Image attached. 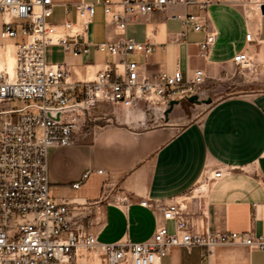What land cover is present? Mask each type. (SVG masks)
<instances>
[{"label": "crops", "instance_id": "1", "mask_svg": "<svg viewBox=\"0 0 264 264\" xmlns=\"http://www.w3.org/2000/svg\"><path fill=\"white\" fill-rule=\"evenodd\" d=\"M79 1L102 0H54V8L62 9L64 19H75L74 12L67 14L65 7ZM187 11L197 12L198 8L178 6L139 15L121 30L98 3L94 30L90 26L88 35L91 51L64 60L70 64L72 80L93 78L103 62L118 60L106 52L94 57L96 44L123 38L154 43L148 57L132 56L149 74L161 70L172 73L178 66L189 78L202 69L208 80L221 79L224 74L230 77L238 53L264 57V12L232 0H213L207 14L217 35L204 53L199 46L204 31L190 30L187 40L177 39L181 24L172 15ZM248 32L253 34L252 41L246 38ZM110 106L114 115L111 123L93 136L80 135L76 144L53 147L49 156L50 193L54 198L100 200L98 224L90 228L100 242H143L161 223L174 230L173 222L165 221L161 210L141 204L144 199L159 205L171 200L184 202L193 223L202 231L264 234V91L223 97L183 127H178L176 106L168 119L155 116V121L162 122L151 126H143L149 114L143 106L102 105L96 111ZM98 168L105 169L106 174H98ZM218 168H223L224 176L205 179ZM87 170V180L74 188V182ZM125 194L130 197L128 204L119 201ZM75 264L101 261L94 254L78 256ZM161 264H264V250L238 244L175 247Z\"/></svg>", "mask_w": 264, "mask_h": 264}, {"label": "built area", "instance_id": "2", "mask_svg": "<svg viewBox=\"0 0 264 264\" xmlns=\"http://www.w3.org/2000/svg\"><path fill=\"white\" fill-rule=\"evenodd\" d=\"M213 0H102L103 11L125 30L128 21L139 15L166 11L172 7H196L197 12L176 13L172 18L181 24L178 40H187L190 30L205 32L199 42L202 52L210 49L217 31L210 27L207 14ZM245 8L262 13V0H232ZM95 2L79 1L65 7L75 19L54 22V0H0L1 36H23L16 43L15 72L0 71V264H75L78 256L95 254L101 264H161L175 247L238 244L264 250V234L254 232L199 230L187 205L179 200L159 205L148 199L143 206L162 211L165 221L153 236L143 242L129 240L104 243L90 230L97 225L98 204L71 202L54 198L50 193L49 156L53 147L76 144L79 130L92 111L102 105L142 107L155 116L165 117L172 100H188L205 93L207 75L197 69L192 78L179 68L169 73L149 74L134 55L148 57L155 48L151 41L123 38L119 42L96 44L98 51L118 60L103 62L93 78L72 80L70 64L46 58L50 46L59 47L74 58L91 51L90 26L97 12ZM253 34L246 38L252 41ZM6 44H0L5 46ZM254 57L247 51L234 56L240 67L253 66ZM16 101L17 103H13ZM105 175L103 168L96 169ZM82 174L73 187L79 188L89 177ZM224 176L218 168L206 180ZM120 202L128 204L129 195ZM88 220V226L86 225Z\"/></svg>", "mask_w": 264, "mask_h": 264}, {"label": "rangeland", "instance_id": "3", "mask_svg": "<svg viewBox=\"0 0 264 264\" xmlns=\"http://www.w3.org/2000/svg\"><path fill=\"white\" fill-rule=\"evenodd\" d=\"M63 19L64 14L62 12V9L59 7H55L53 20L55 22H59ZM91 28H93L94 30V23L91 24ZM1 30L2 18L0 17V44H5L8 42L18 43L25 40V38L21 36L17 38L4 39L1 36ZM104 55V52L97 51L94 54V57H101ZM46 58L51 62H63L66 59H70V57L67 56L57 46L48 47ZM5 70L8 71L7 69ZM230 74V77H227L226 74H224L221 79H207L205 83V93L200 100L212 98V103H214L223 97L234 94L264 91V57L259 58L256 55L254 57L253 66L249 68H243L234 65ZM13 103L17 102L14 101ZM211 104L192 103L189 100H184L180 104L176 105L174 114L178 115V127H183L189 122L195 119H199ZM112 109L113 107L110 106V108H102L101 110H98L96 112H94L93 110L91 115L86 119L85 124L82 125L81 129L79 130V134L89 137L93 136L96 130H98L100 127L111 123V117L114 116L112 113ZM154 118V114H147V124L144 123L143 126H151L162 122L160 120L155 121ZM85 222L88 226V220H86ZM92 226L93 225H90L89 227L91 228ZM89 256H94V254H90Z\"/></svg>", "mask_w": 264, "mask_h": 264}, {"label": "bare ground", "instance_id": "4", "mask_svg": "<svg viewBox=\"0 0 264 264\" xmlns=\"http://www.w3.org/2000/svg\"><path fill=\"white\" fill-rule=\"evenodd\" d=\"M15 46L13 44H6L0 48V71L7 69L8 74L13 75L15 72ZM10 72V73H9Z\"/></svg>", "mask_w": 264, "mask_h": 264}, {"label": "water", "instance_id": "5", "mask_svg": "<svg viewBox=\"0 0 264 264\" xmlns=\"http://www.w3.org/2000/svg\"><path fill=\"white\" fill-rule=\"evenodd\" d=\"M262 10L264 12V5L262 7ZM188 100L190 102H192V103H206V104H211L212 103V98H207V99H204V100H200L197 95L190 96ZM180 103H181L180 100H172L170 102L169 108L165 112L166 119L169 118V113H171L173 111L175 106L180 104Z\"/></svg>", "mask_w": 264, "mask_h": 264}]
</instances>
